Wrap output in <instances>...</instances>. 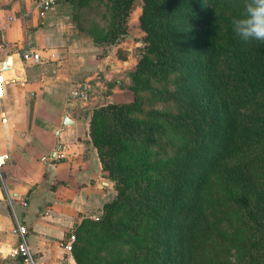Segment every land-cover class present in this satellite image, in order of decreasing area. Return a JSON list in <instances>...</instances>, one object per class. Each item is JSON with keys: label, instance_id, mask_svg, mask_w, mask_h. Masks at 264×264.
<instances>
[{"label": "crops", "instance_id": "obj_1", "mask_svg": "<svg viewBox=\"0 0 264 264\" xmlns=\"http://www.w3.org/2000/svg\"><path fill=\"white\" fill-rule=\"evenodd\" d=\"M36 2L0 0V154L8 155L0 179V264H20L11 255L16 222L27 226L28 246L41 262L73 264L64 260L59 242L99 213L112 192L88 141L91 116L133 101V48L139 42L130 30L120 42L95 44L79 31L68 0L44 16ZM23 51L38 53L40 61L24 62Z\"/></svg>", "mask_w": 264, "mask_h": 264}, {"label": "rangeland", "instance_id": "obj_2", "mask_svg": "<svg viewBox=\"0 0 264 264\" xmlns=\"http://www.w3.org/2000/svg\"><path fill=\"white\" fill-rule=\"evenodd\" d=\"M68 1L74 5L73 16L79 31L95 44L107 46L120 42L130 30L136 34L134 39L139 44L133 48L135 69L143 66L139 74L141 85L137 90L141 100L138 108L113 109L109 114L98 112L91 116L88 141L102 163L103 182L112 190L105 204H110L116 197V179L124 185L128 195L120 204L102 206L99 213L82 219L74 232L76 243L72 262L163 264L165 256L145 257L135 250L138 246H151V240H158L157 235L160 237L164 226L172 228L165 217L171 206L165 173L182 163L186 150L192 146L187 126L173 119L184 115L190 94L201 92L205 95L196 66L199 56L196 52L203 44L199 39L195 48V39L202 35L200 20L209 5L202 0H164L150 22L149 34L139 27L141 0ZM122 8L124 10L120 11ZM125 10L128 11L126 27L122 19ZM114 14L121 15L122 21L118 22ZM165 40L179 43L180 58H177L174 71L170 72L161 71L167 66L163 61L166 55H161L160 48L155 49L153 45H161ZM205 77L208 93L215 88L219 95L225 94L227 76L222 69L211 67L206 70ZM118 117L133 121L139 128L142 125L157 126L158 130L150 133L153 142H144L145 133L141 129L132 135L122 134L115 126ZM208 183L203 205L198 210V222L216 230L218 240L222 243V239L225 248L233 254L238 232L235 218L227 216L223 208L227 192L217 171L211 173Z\"/></svg>", "mask_w": 264, "mask_h": 264}, {"label": "trees", "instance_id": "obj_3", "mask_svg": "<svg viewBox=\"0 0 264 264\" xmlns=\"http://www.w3.org/2000/svg\"><path fill=\"white\" fill-rule=\"evenodd\" d=\"M141 1L139 27L151 34L150 22L164 0ZM202 1L209 6L200 20L203 30L195 39V48L198 40H202L203 46L196 52L199 55L196 66L205 95L190 94L184 115L173 119L187 126L192 146L186 150L183 162L165 173L171 200L165 217L172 228L164 226L160 237L156 234L158 240L152 239L151 246H138L135 251L145 257L165 256L163 264H264V42H243L232 30V19L242 14L245 0ZM127 12L122 18L125 27ZM114 16L118 22L122 21L121 15ZM124 34V31L120 33ZM178 44L169 40L161 45L153 44L155 49L160 48L161 55H166L163 61L167 66L161 71H174L180 58ZM183 45L188 44L183 42ZM211 67L222 69L227 76L223 96L215 88L209 93L206 89V70ZM142 70L143 66L137 67L131 73L134 93L131 103L109 104L96 109L95 114L138 108L141 100L137 90ZM115 126L124 135L141 129L146 143L153 142L150 133L158 130L153 125L139 128L133 121L121 117L115 120ZM213 171L218 172L227 192L223 208L227 216L235 218L238 233L233 254L225 248L222 239V243L218 240L216 230L198 222V210L203 205ZM115 189V199L103 207L120 204L127 197L128 192L118 179Z\"/></svg>", "mask_w": 264, "mask_h": 264}, {"label": "built area", "instance_id": "obj_4", "mask_svg": "<svg viewBox=\"0 0 264 264\" xmlns=\"http://www.w3.org/2000/svg\"><path fill=\"white\" fill-rule=\"evenodd\" d=\"M59 0H37L36 9L39 16H44L48 12L52 10L54 5ZM8 20L10 22L14 21L13 17H9ZM21 58L24 62L36 64L40 61L41 57L38 53L32 51H23L21 53ZM5 83V77L2 73H0V98L3 95V85ZM79 96L82 99L87 98L86 93L84 91H80ZM58 157L60 159L64 158L63 153H59ZM8 161L7 154H0V179L3 181L1 170L3 166ZM15 201V197L11 194L9 195V202L13 204ZM12 231L18 237L17 245L11 250V255L18 259L20 264H46L41 262L34 253L31 252L26 237L28 234V228L25 224L16 222L13 226ZM76 241V235L74 232L68 233V235L59 242L60 247L64 250L65 258L64 260H73V247ZM51 264H59V263H51Z\"/></svg>", "mask_w": 264, "mask_h": 264}, {"label": "clouds", "instance_id": "obj_5", "mask_svg": "<svg viewBox=\"0 0 264 264\" xmlns=\"http://www.w3.org/2000/svg\"><path fill=\"white\" fill-rule=\"evenodd\" d=\"M232 30L243 42H264V0H245L242 14L232 19Z\"/></svg>", "mask_w": 264, "mask_h": 264}, {"label": "water", "instance_id": "obj_6", "mask_svg": "<svg viewBox=\"0 0 264 264\" xmlns=\"http://www.w3.org/2000/svg\"><path fill=\"white\" fill-rule=\"evenodd\" d=\"M3 68H5L4 64H3ZM70 123V121H68L66 116H63V121H62V125L66 126Z\"/></svg>", "mask_w": 264, "mask_h": 264}]
</instances>
